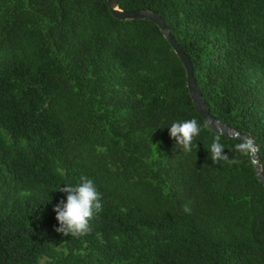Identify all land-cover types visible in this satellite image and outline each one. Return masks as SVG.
I'll return each mask as SVG.
<instances>
[{
  "label": "trees",
  "instance_id": "1",
  "mask_svg": "<svg viewBox=\"0 0 264 264\" xmlns=\"http://www.w3.org/2000/svg\"><path fill=\"white\" fill-rule=\"evenodd\" d=\"M118 6L165 20L211 114L253 139L264 174V0ZM193 118L207 124L155 21L116 17L108 0H0V264H40L60 244L62 264H264L253 156L209 126L183 152L170 125ZM217 134L238 163L213 162ZM82 175L103 211L72 238L54 206Z\"/></svg>",
  "mask_w": 264,
  "mask_h": 264
},
{
  "label": "clouds",
  "instance_id": "2",
  "mask_svg": "<svg viewBox=\"0 0 264 264\" xmlns=\"http://www.w3.org/2000/svg\"><path fill=\"white\" fill-rule=\"evenodd\" d=\"M208 127H203L195 118L183 121L173 122L170 125V136L174 138L177 144L185 153H190L193 146L198 148L197 138L201 131ZM225 145L221 143V135L217 134L210 147V157L214 163L220 164L226 162L229 165L236 164V161L224 152ZM234 151L240 152L245 156H253L256 150L254 141L251 138H242L241 142L234 145ZM251 163H255L252 159ZM61 191L67 193L66 202L62 199L54 206L56 219L59 226L57 232L64 236L81 237L91 233L93 222L99 219V214L103 211L102 193L98 190L95 182L87 177L80 176L76 184H65ZM184 211L190 212L185 206Z\"/></svg>",
  "mask_w": 264,
  "mask_h": 264
},
{
  "label": "water",
  "instance_id": "3",
  "mask_svg": "<svg viewBox=\"0 0 264 264\" xmlns=\"http://www.w3.org/2000/svg\"><path fill=\"white\" fill-rule=\"evenodd\" d=\"M118 2L119 0H108L109 8L112 14L115 15L116 17H119L122 19H125V18L151 19L155 21L161 27L162 31L164 32L165 37L169 40V42L173 46V49L180 56L186 68L190 91L193 95L198 111L204 117L209 128L212 129L213 131H219V132L229 134V135H236V136H239L240 138H245V139L251 138L250 136L237 133L234 129L228 127L225 123L219 121L216 117H214L211 114L210 108L208 107V104L205 98L203 97V94L200 88L197 85L192 59L189 56V54H187L185 50H183V48L180 46L178 41L175 39L171 31L169 30V27L167 26L165 20L154 11H149V10L123 11L119 9ZM251 140L253 141L252 138ZM253 159L255 160L256 171L261 181L264 183V174L260 172L259 164L256 162V158L254 155H253Z\"/></svg>",
  "mask_w": 264,
  "mask_h": 264
},
{
  "label": "rangeland",
  "instance_id": "4",
  "mask_svg": "<svg viewBox=\"0 0 264 264\" xmlns=\"http://www.w3.org/2000/svg\"><path fill=\"white\" fill-rule=\"evenodd\" d=\"M97 150L102 152V153H106L107 147H106V145H104L102 143H98ZM254 156L256 158V162L259 164L260 172L263 173L262 167H261L259 159H258L259 156H258L257 146H256ZM112 165H114V163H112ZM73 251L74 252H80L79 250H76V249ZM71 252H72V249L68 245H65V244L56 245L54 247V251L50 255L42 256V258L40 259V264H62L63 258L65 256H67L68 254H70Z\"/></svg>",
  "mask_w": 264,
  "mask_h": 264
}]
</instances>
